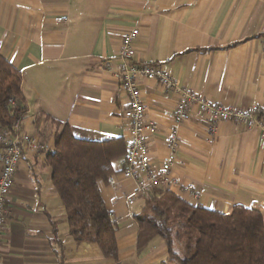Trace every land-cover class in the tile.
Segmentation results:
<instances>
[{
    "label": "crops",
    "instance_id": "crops-1",
    "mask_svg": "<svg viewBox=\"0 0 264 264\" xmlns=\"http://www.w3.org/2000/svg\"><path fill=\"white\" fill-rule=\"evenodd\" d=\"M140 30L135 61L159 65L181 87L211 102L264 110V0H0V55L22 74L27 118L23 130L54 151L53 120L74 136L128 141L130 108L115 72L124 33ZM147 107L150 158L159 166L179 140L169 192L220 214L235 206L264 218V137L259 129L232 122L208 134L197 109L181 125L174 120L179 96L156 82H138ZM264 122V116H262ZM47 154L24 153L7 203L0 254L6 264H162L166 243L156 239L138 250L144 199H128L138 183L119 177L117 188L100 182L106 209L117 227L118 260H107L96 244L77 243L52 184ZM124 158L113 163L115 173ZM141 202V203H140ZM90 236L95 234L87 229Z\"/></svg>",
    "mask_w": 264,
    "mask_h": 264
},
{
    "label": "trees",
    "instance_id": "trees-1",
    "mask_svg": "<svg viewBox=\"0 0 264 264\" xmlns=\"http://www.w3.org/2000/svg\"><path fill=\"white\" fill-rule=\"evenodd\" d=\"M22 82V74L0 55V128L7 133H13L15 123L27 114ZM52 122L58 129L54 151L46 157L52 184L68 221L83 225L71 235L77 243L96 244L107 260H118L117 227L99 183H109L116 174L113 163L127 155V142L123 137L104 142L78 139L68 125ZM144 201L136 217L139 253L159 238L168 248L162 264H264L260 212L235 206L231 213L220 214L161 190ZM87 229L95 234L90 236Z\"/></svg>",
    "mask_w": 264,
    "mask_h": 264
},
{
    "label": "built area",
    "instance_id": "built-area-1",
    "mask_svg": "<svg viewBox=\"0 0 264 264\" xmlns=\"http://www.w3.org/2000/svg\"><path fill=\"white\" fill-rule=\"evenodd\" d=\"M140 37V30L134 27L126 31L121 40L118 55L119 67L115 72L121 81L122 91L128 99L130 108L125 111L124 118L128 122V153L124 157L122 169L109 178V185L114 189L119 184V177L135 180L138 183L136 193L128 199L133 205L136 199L149 198L155 191H171L179 188V179L173 177L172 171L176 165V154L179 140L176 134L168 138L169 156L157 167L150 158L147 133L158 132V127L148 123L147 107L138 82L142 79L151 80L161 86L166 93L179 96L175 107L174 120L177 125L184 124L191 119L194 109L206 119L208 134L214 139L220 124L232 122L247 129H259L264 137V110L254 106L248 110H238L215 104L198 92L180 86L171 74L159 65L140 64L135 61L136 42ZM15 104V101H10ZM28 112L13 127V133H7L0 128V241L8 214L7 203L11 195L14 180L24 153L49 154L53 149L38 138L23 130V122ZM0 264H6L0 254Z\"/></svg>",
    "mask_w": 264,
    "mask_h": 264
},
{
    "label": "rangeland",
    "instance_id": "rangeland-1",
    "mask_svg": "<svg viewBox=\"0 0 264 264\" xmlns=\"http://www.w3.org/2000/svg\"><path fill=\"white\" fill-rule=\"evenodd\" d=\"M141 203V202H140Z\"/></svg>",
    "mask_w": 264,
    "mask_h": 264
}]
</instances>
